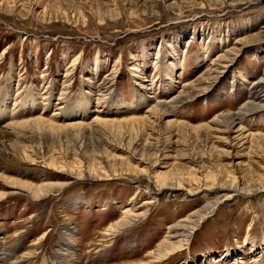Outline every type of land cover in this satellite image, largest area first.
<instances>
[{
    "label": "rangeland",
    "instance_id": "obj_1",
    "mask_svg": "<svg viewBox=\"0 0 264 264\" xmlns=\"http://www.w3.org/2000/svg\"><path fill=\"white\" fill-rule=\"evenodd\" d=\"M263 75L264 0H0L1 263L264 264Z\"/></svg>",
    "mask_w": 264,
    "mask_h": 264
},
{
    "label": "bare ground",
    "instance_id": "obj_2",
    "mask_svg": "<svg viewBox=\"0 0 264 264\" xmlns=\"http://www.w3.org/2000/svg\"><path fill=\"white\" fill-rule=\"evenodd\" d=\"M233 55V54H232ZM227 59V58H226ZM229 59V58H228ZM224 61V60H223ZM222 61V62H223ZM228 61H230V60H228ZM225 62V61H224ZM228 63V62H227ZM219 68V67H218ZM255 83V82H254ZM255 87H256V89H259V88H263L264 89V75L262 76V78L258 81V83L257 84H255ZM253 89H254V87H253ZM253 91V90H252ZM255 91V90H254ZM256 92V91H255ZM258 92V91H257ZM257 94V93H256ZM254 95V94H253ZM186 96V95H185ZM254 97V96H253ZM258 96L256 95V98H257ZM179 99V98H178ZM258 99V98H257ZM252 101H254V100H252ZM179 102H180V100H179ZM254 105V104H253ZM158 109H160V108H162V106L160 107H157ZM256 107L254 106H249V107H247V112L249 113V112H252V111H256ZM260 109H262V108H260ZM157 109L156 108H154L153 110H152V112L150 113L151 115H152V113H154L155 111H156ZM159 111V110H158ZM157 111V112H158ZM246 112V113H247ZM162 114V116H166V113L165 112H162L161 113ZM157 115V114H156ZM153 116V115H152ZM231 118H233V117H224V118H221V119H219L218 120V123H217V126L219 127V128H221V129H215V130H213V131H215V132H220L221 130H224V132H226V133H235V134H238V135H236V139L237 138H240V135H242V137L244 138V139H248V138H254V139H260V138H264V137H261V136H244V131L242 130V129H235L236 127L234 126L235 124H234V122L233 121H231ZM233 119H235V118H233ZM98 121H100V120H98ZM97 121V122H98ZM144 120H129V121H127V122H143ZM234 121H236V120H234ZM102 122H104V123H107L108 121H100V122H98V123H102ZM167 123H171V124H173V122H171V121H168ZM79 124V123H78ZM238 124V123H237ZM177 125H180V124H177ZM182 125V124H181ZM75 126H77V127H84V126H81V125H72V126H67V127H75ZM239 126V125H238ZM202 128H204V127H202ZM233 130H234V132H233ZM222 132V131H221ZM252 138V139H253ZM235 139V138H234ZM136 173V172H135ZM243 174V173H242ZM170 177H167L166 175H162V177L160 178V180L162 181V183L160 184V189H172L173 187L174 188H179V184H177V182L176 183H174V184H169V181L171 182V180L169 179ZM96 179V178H95ZM194 179V178H193ZM1 180V179H0ZM198 180V179H197ZM215 181V180H214ZM233 181V180H232ZM175 182V181H174ZM226 182H228L227 180H225V181H223V183L222 184H220L219 186H217L216 188H220V191H221V188L222 189H224V190H227V189H229L230 191H232L233 193H238L237 191H238V189L240 188V187H238V185L239 184H241L240 186H242V182H243V178H239L238 179V181H236V179L233 181V182H231V183H226ZM11 186H9L10 187V189H15V190H19V191H27L31 196V198L32 199H34V201H36V200H40V199H43V198H45V197H47L48 196V194H49V191L50 190H52L54 187H56V186H58V185H56V186H54V185H41V186H39V187H33V186H31V185H27V184H23V183H20V182H17V181H9L8 182ZM248 184V183H247ZM250 184V183H249ZM257 184V183H256ZM244 185V184H243ZM258 185V184H257ZM256 185V186H257ZM157 186H159V185H157ZM252 186H254V185H252ZM59 187V189L60 188H63V187H65L64 185H60V186H58ZM247 187V186H246ZM245 187V188H246ZM57 188V187H56ZM249 189H250V186H249ZM240 190H242V192H244L243 191V189L242 188H240ZM247 191V190H246ZM222 192V191H221ZM250 193H252V194H258L259 196L260 195H264V184H260L258 187H256V188H254V189H252L251 188V190H249L248 192H245V194H250ZM223 194V193H222ZM224 195V194H223ZM8 195L5 193V194H1L0 195V200H2V199H4V198H6ZM222 196V195H221ZM216 201H212L210 204H208V205H205L200 211H197V212H195L194 214H192L190 217H189V219H187L185 222H184V224H183V227L182 228H180L179 227V231L180 232H178V235H177V240L175 241V242H172V243H169V242H166V243H163V244H161L162 246L160 247H158L157 249V251L154 253V256H153V258L154 259H157V260H159V259H161V258H165V257H167V256H169V255H172V254H175L176 252L178 253L179 251H181V250H183V249H185L187 246H188V244L190 243V239H191V237H192V235H193V232L197 229V227H198V225L200 224V222L206 217V216H209V214L213 211V209H214V207L216 206ZM133 217V216H132ZM134 221V219L133 218H131L129 215H127V216H125L124 218H123V220H121V222H119L116 226H117V228H116V230L117 229H119V228H125L126 226H128V225H130L132 222ZM175 229H177V228H175ZM110 230H111V232H112V230H114L113 229V227H111L110 228ZM115 231V230H114ZM67 234V233H66ZM0 252H3L2 254H0V263L2 262L3 263V261L6 259H8V255L6 254V252H5V250H4V248H1L0 249ZM1 263V264H2ZM14 264V263H13Z\"/></svg>",
    "mask_w": 264,
    "mask_h": 264
}]
</instances>
